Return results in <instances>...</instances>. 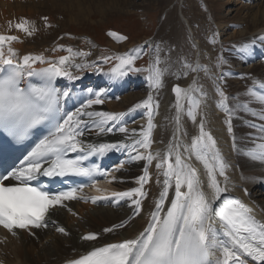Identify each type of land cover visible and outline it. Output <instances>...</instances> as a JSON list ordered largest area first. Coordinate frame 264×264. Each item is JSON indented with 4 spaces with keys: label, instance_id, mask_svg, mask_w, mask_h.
Listing matches in <instances>:
<instances>
[{
    "label": "snow or ice",
    "instance_id": "obj_1",
    "mask_svg": "<svg viewBox=\"0 0 264 264\" xmlns=\"http://www.w3.org/2000/svg\"><path fill=\"white\" fill-rule=\"evenodd\" d=\"M43 20L44 27H51L47 17H43ZM13 27L26 36H32L37 31L27 19L18 21L14 26L9 23L10 31ZM109 35L118 42L127 39L115 33ZM218 35L214 32L209 38L208 42L213 47L219 42ZM256 39L243 42L238 48L236 45L231 47L247 57L253 53ZM258 39L264 43V35ZM20 42L17 35L0 34V130L16 144H22L34 134L39 136L45 131L46 134L24 155L19 165L0 174V227L13 235L17 234L14 230H26L29 235L35 236L37 233L34 230L48 229L51 225L57 233L68 237L69 232L62 226H56L50 214L61 208L71 212L66 202L76 200L94 205L100 202L117 205L128 202L132 208L129 219H135L143 211L147 198L145 185L152 180L149 167L155 160L158 173L156 183L161 186V191L149 212L146 227L135 238L93 246L87 253L69 260L68 264H264V222L256 219L253 209L241 199L229 195L232 190V178L229 175L232 166L206 126L207 115L201 109L208 94L197 78L188 88L178 84L173 86L176 112L172 139L163 156L160 152L150 151L154 118L159 109V101L154 99L152 92L158 93L163 88L164 77L168 74L180 79L203 72L207 77L210 70L206 65L200 64L198 59L193 64L179 55L173 62L172 46H168L166 55L162 57L161 53L165 49L161 43L152 40L145 41L144 45L134 47L125 54L102 57L103 64L115 60L109 71L103 73L114 81L123 80L130 73H146L145 80L150 93L130 111L144 110L147 126H141L139 132L136 129L129 132L124 122L125 113L87 111L93 105L105 103L106 89L97 91L87 88L89 98L80 107L71 112L63 111L62 102L70 98L71 92L62 81L79 80L80 74L89 70L102 72V67L87 63L90 52L61 46L59 50L66 51L68 55L54 60L42 53L21 55L13 47V44ZM191 48L197 51L199 57L197 45L192 43ZM149 50V65L136 67L137 60L148 55ZM78 59L81 62L77 63ZM172 63L180 64V74L170 72ZM224 63L227 61L221 55L217 58L216 67ZM218 79L223 81L224 74L221 73ZM214 90L219 97L216 108L225 115L224 124L232 140V150L243 154L251 162L264 165V135L253 137L254 143L256 140L260 142L244 150L239 149L234 135V114L237 110L246 111L248 104H243L239 109L229 107L230 97L226 95L223 85L217 84ZM247 95L252 101L264 105V82L253 80ZM252 114L255 115V112ZM184 115L198 129V134L191 138L190 144L183 142V137L187 136L186 132H182L181 119ZM259 119L264 120V115L259 116ZM250 127L264 134V125L252 124ZM91 132L98 136L119 132L125 134V140H132V143L86 142L83 137ZM113 151L125 152L128 159L120 161L118 167L113 169H105L90 162L92 157L102 158ZM134 161L145 162L143 174L135 180L137 187L108 193L98 186L101 179L108 184L119 182L113 172ZM194 162L202 166L205 179L201 178L200 169ZM40 176L87 178L88 183L53 192L46 185L35 186L32 183ZM160 176L163 177L162 181ZM252 179L264 183V177ZM85 187L94 189L99 195L79 196L78 193L83 192ZM244 192L248 195L247 189ZM126 226L122 222L103 231L111 233ZM98 239L97 233L81 236L85 242Z\"/></svg>",
    "mask_w": 264,
    "mask_h": 264
},
{
    "label": "bare ground",
    "instance_id": "obj_2",
    "mask_svg": "<svg viewBox=\"0 0 264 264\" xmlns=\"http://www.w3.org/2000/svg\"><path fill=\"white\" fill-rule=\"evenodd\" d=\"M142 1L143 0H141L140 5H137L139 1L135 2V0H67V2L65 3L62 2L61 0H0V34L17 35L20 41L22 42L13 44V47L21 55H25L29 53L31 54H41L42 53L46 57H49L55 60V59H58L60 56L68 55L66 51L59 50V48L63 46V48L65 49L70 47L74 51L90 52L91 55L87 57V63L96 64L98 60V56H99V50L98 48H94L95 46L92 45L93 43L90 44V41L84 37L81 39L80 38L74 39L72 37L71 38H68V37L61 38V35L57 34V32L56 33L51 32L52 34L50 33L49 36H46L43 34V26H42L41 20L36 21V23L30 20V23L34 24L35 27L37 28V31L32 36H26L24 33L16 31L14 27L10 31L9 23H11L14 26L18 21L22 19L23 16H35L37 14L41 15L45 12L50 13V11L55 13V10L57 9V12L60 11L61 14L66 11H70L72 13L75 12L73 16L76 17V18L75 17L73 18L70 15L65 16V19L61 23H58L59 26H64L65 24H69L67 21L68 18L70 19L73 18L69 20L70 21L75 20L77 21V24L78 23L81 24L84 19H87L85 18V16L90 17V18H92L94 15L105 17L112 13H120V12L128 13V11L130 12L135 9H142V11L143 10L145 11L150 6H156L159 8L160 4L163 5V3H166V2H168L169 4L171 0H148V2H145V1L142 2ZM263 1L264 0L259 1L262 5L258 4L257 10L255 9L256 11L253 10V7H251V5H249L248 7H244L245 10H250V12L246 14L245 18L241 20L238 19L242 21L241 24H243L244 27L242 30H240L239 32L235 34L234 39L236 38L237 40L241 39L243 43V42H251L249 39L245 40L246 36H252L253 37L252 40L254 38H257L255 42L257 48L253 49V53L250 56H247V57L243 56L241 53H239L236 50V48L233 49V52H232L233 56L230 55L232 56L231 58L233 60V62H231L232 64L229 65L230 68L231 67H236V68L244 67L247 64L249 65L252 64L250 69L249 67L246 69L245 68L240 69L243 76L251 77V75L255 74L257 71H262V73H264V62L257 64L256 59H255L261 54L260 51L264 49V43H262L258 39V37H260L261 35H256V36L253 35L257 31L264 30V3ZM144 2L146 5H144ZM59 22H60V19H59ZM183 24L184 25L179 23V25H175V34H176L175 36H173L170 33L171 35L166 36L165 40L163 41L161 40V42L159 40L160 43L165 41L164 43H162V47L165 49V51L161 53L162 57L166 55L168 46L173 47L174 51L171 53V58L173 62L176 61L178 55L180 57H184L185 53L188 52L187 47H184V43L186 42V32H184L183 28L184 27L185 29L188 27L190 28V26L186 21ZM67 26L68 25H66V27ZM163 26H164V23H163ZM220 26L224 28V26H227V25L225 24L223 25V21H222ZM187 35L191 36L192 34L190 31H188ZM160 36H162L161 33H160ZM163 37H160V38H163ZM159 42L158 40H156V43H159ZM199 44L201 45L200 42ZM202 45L205 47L206 43L202 42ZM91 46H93V48ZM111 47L114 48L113 46ZM53 49H57V50L53 51ZM193 59H195V62L193 64L196 63L197 59L199 60L197 56H194ZM202 60L203 59L200 60L201 62L200 64L206 65L207 67L211 66L210 64H208V62H204ZM76 62L79 63L81 62V60L78 59ZM41 66L42 65H36V67H41ZM161 66L163 67V65ZM209 70L210 71H209L208 76L206 77L205 75L201 74V78L195 73L189 74L186 77L182 76V78L180 79H177L176 75L168 74L164 77L163 88L160 89L158 93L152 92L154 99L159 101V104H161L162 102L165 103V100L168 99L167 108L165 110L162 109L161 110L162 112L159 114L160 116L161 115L162 116L160 118V122H158L159 125L157 124L158 127L156 128V125H155V129L157 130L153 134V142L157 143L158 145L162 144L163 146V145H168V142L172 139L173 131L175 129L174 117H175V112H176L174 108L175 95L172 92L173 86L178 84L182 88H188L192 84L193 79L197 78L198 83L203 85V90L207 92L208 94L207 100L205 101V105H203L201 109L207 115V125L206 126L208 129L211 130L213 136L216 138L221 152L223 154L225 153V156H224L225 159L230 164L231 162H233V164L236 165V167L238 166L237 173H236L238 176V182L240 183V187L243 190L247 189V192H248V195L246 196L244 195L246 197L245 199V197L241 195V191L233 188V185L231 183L230 187L232 188V190L230 191L229 195L231 196H233L232 194L237 195L239 199H241L249 207H252V208L256 207V210L253 208V214L255 215L256 219L258 218L259 220L264 222V200L262 199V197H264V189H261L264 183L255 182L252 179L253 177H264V167L260 169L257 168L256 167L257 164L255 162H251L243 154H238L237 152H234L232 150L231 148L232 143L230 142L231 138L229 137L230 139H228L229 135L227 133L226 126L223 121L224 118L222 119L219 115L216 114L218 112V109L216 108V102L218 100L216 98V94H213V92H215L214 90L215 86L213 83V80H215L214 79L215 75H214V70H212L211 68H209ZM181 71L182 70H181V66L179 63H172L171 70H170L171 73L180 74ZM80 75H81V79L79 80L87 79V78H94V80H97V83H99L100 81L101 83H103L104 80L106 81V78L103 77L102 73L93 72L91 70L85 71L84 73H81ZM132 78L133 79H130L128 81V83L131 85L130 87H127L130 90L129 93H127L124 96L119 97V99H116V98L112 99L111 97H106L104 104L93 105V107L90 109H87V111H106V112H115V113L123 112L127 114V112L133 109L135 104L146 99L150 93V89L147 88L148 85L146 89L144 88L145 90L136 92V90L140 87V85L146 86L147 82L146 80L144 81L143 78H140V77H132ZM112 81L113 83H115L114 80ZM67 82L69 81L67 80L62 81V83L65 85ZM113 93H114V89L108 92L107 94L111 95ZM86 94H89V93L86 91ZM237 94L241 95V93H237ZM83 97L84 96H82V99ZM239 98H242V100H245V101H249L251 103V107L258 108L256 109L257 111H261L259 109H262V110L264 109V105H261L257 102L254 103L250 96L248 97V96L243 95ZM236 102H235V105H237ZM244 102L242 101L243 104ZM235 105L229 106V107H234L238 109V107ZM78 107L80 106L75 105L73 111H75V109ZM185 107H187V104L185 105ZM253 108L252 110H254ZM261 112L264 113V111H261ZM244 113L246 114L247 112L242 111V110H237L234 114V118L235 116L236 117L239 115L242 116ZM223 114L224 113H222L221 115L223 116ZM244 117L245 116L241 118H244ZM241 118H239V120ZM83 119L87 120L88 118L84 117ZM168 119H169V122H168ZM252 120L255 121L256 119L255 120L252 119ZM257 120L255 122H257ZM198 121H199V117H198ZM155 123H156V120H155ZM181 124H182V132L187 133V136L183 137V142L185 144H190L191 138L198 134V129L195 125L192 124L191 120H189L186 115L182 117ZM261 124L264 125V123H261ZM167 125L170 130L169 131L166 130L165 132V128L168 129V127H166ZM128 129H129V132H131L133 129H136L137 132H139V130L141 129V126H134ZM233 129H234V135L236 136L237 145L241 147L247 146V147L253 148L255 147V143L260 142L259 140H257L254 143L253 139L251 140V137H255V136L260 137L262 134H260L259 132V134L255 135V133H253L254 131L252 130V128H250V126L249 127L242 126L241 124L235 123L234 121ZM240 137H244L246 138V140L242 141ZM83 139L86 142H92V143H113L115 141L119 142L121 140H125V134L114 132V133L101 134L98 136L95 134V132H91V133H87L85 137H83ZM126 141H129V143H132V140H126ZM228 141L231 147L229 146ZM245 142H248L249 144ZM158 152H160V150ZM144 163H145L144 161H134L131 163H127L126 167H124L122 171L120 170V172L117 175V181L119 182L114 183V186L117 188L118 191H122V190L125 191L133 186L134 178L136 179L138 176L143 174ZM194 163H196V165H199L197 162H194ZM155 164H156V161L154 160L152 162V165L149 167V173H152V177L154 179L145 185V191L147 193V198L144 200L143 211L141 213V216H138L135 219L130 220L129 218L132 215V208H130L128 204L127 205L122 204L123 206H121V209L118 208L116 210L114 209V205H112L110 209H106V208L94 209L95 210L94 214L91 213L86 218V221H87L86 225L88 226V230L86 232L83 231V235L89 232H96V233H99V239L93 242H85L81 240V236H82L81 234L77 235L69 230V232L71 233L69 236L71 238L69 241V245H68L69 249H65L64 248L65 246H63V244L60 245L59 238L57 239L55 237L56 240L54 241L52 240L53 242H51V244H53L52 247L54 246V250L56 251V255L58 258L48 259L47 261H43L42 264H61L71 259H74L76 257H79L81 254L88 252L89 250L93 248V246L98 247V246H102L107 243L118 242L120 240L127 239V238H135L143 230V228L146 227L147 221L149 219V212L154 207V203L157 200V198H155L154 195H157V193L160 192L159 188L161 186L157 185L156 183L158 173L155 168ZM200 172H201V178L205 179L203 175L202 166L200 168ZM234 172L235 171H233L232 169L229 172V175L232 178V181L235 180L234 175L236 174ZM242 176L247 177L248 179L246 180L242 179L241 178ZM159 178L162 181L163 179L162 176H160ZM257 184L259 186V189L255 188V190L253 189L250 190L252 185L253 186L255 185L256 187ZM107 185L108 183L104 182L102 184H99L98 186L101 187L102 189H105L108 192L110 188ZM152 189H154L153 192H152ZM79 196L89 197V194H79ZM66 203L68 204V207L71 208L72 210L71 212H69L67 209L61 208L58 210H53L52 213L50 214V218L51 220H54L56 222V226H62L65 228L66 223L68 222L69 218H73L74 216H76L77 213L79 212L81 213L82 209H87L88 207L86 203H81V201H77V200L69 201ZM73 213H75V215H73ZM122 222L126 223L127 226L124 228H119L116 231L111 232V233H105L104 231L103 233L101 232V229L104 230L105 228H111L114 225L121 224ZM40 232L42 233L40 237L44 241L51 240V238L57 233L55 231V227L51 225L48 229L40 230ZM16 233H17L16 238H10L11 233H9L6 229H5V232L2 229H0V264H28L29 263L25 259H23V262L20 263L17 260V257L14 258L13 256H9L3 252V250L9 251L11 244L14 243L15 240H18L21 238V233L20 232L19 233L16 232ZM3 242H5V246H6L4 248L2 247Z\"/></svg>",
    "mask_w": 264,
    "mask_h": 264
},
{
    "label": "rangeland",
    "instance_id": "obj_3",
    "mask_svg": "<svg viewBox=\"0 0 264 264\" xmlns=\"http://www.w3.org/2000/svg\"><path fill=\"white\" fill-rule=\"evenodd\" d=\"M61 1L64 3L67 2V0H65V1L61 0ZM143 1L148 2V0H143ZM259 1L260 0H171L169 4H168V2L163 3V5L160 4L159 8L156 6H150L149 8L146 9L147 11L146 10L142 11V9H135V10L130 11L131 13L129 11H128V13H121V12L120 13H112V14H109L105 17L99 16V15H94L92 18H90V17L85 16V18H87V19H84L85 21L83 20V22L81 24L80 23L77 24V21H75V20L70 21L71 19H73L75 17V16H73V14H75V12L72 13L70 11H66V12H63L61 14L60 11L57 12V9L55 10V13L50 11V13L45 12L46 14L45 13H43L41 15L37 14L38 16L37 15H35V16H23L22 19H27L29 22L31 20L32 22H35V23H36V21L41 20V23L43 26V34L46 36H49L51 32L52 33L57 32V34H60L61 37H65V38H67V37L71 38L72 37L74 39H76V38L81 39L84 37V38L88 39L90 41V44L93 43L92 45L95 46L94 48H98V50H99V56H98V60H97L96 65L102 67V72H101L102 74L108 72L109 69L115 64V60L109 61L108 64H103L102 59H101L102 57L115 56L118 54H120V55L125 54V53L129 52L131 49H133L134 47L144 45L145 41H147V40H152L155 42H156V40H158V42L160 40V42H161V40L162 41L165 40L166 36H169L171 34L173 36H175L176 35L175 34V25H179V23L184 25L183 23L186 21L189 24L190 28L189 27L186 29H185V27L183 28L184 32H186V42L184 43V47H187V49H188V52L185 53L184 57H186L189 62L194 63L195 59H193V57L197 56V51L195 49L191 48V45H192V43H195L196 45H198L197 47L199 49V57L198 56L197 57L199 58V63H201L200 60L203 59L202 61L208 62V64L211 65L208 68H211L212 70H214V75H215V78H214L215 80H213L214 86H216L217 84L224 85L223 87H224L225 93H226V95H228L230 97V99L228 101L229 106H234L235 102L237 101L236 102L237 105H235V106H237L239 109L240 107L238 105L243 104L242 101L243 102L245 101L239 97H241L243 95L248 96L247 95V89L249 87H251L250 78L254 75L260 79H263V82H264V73H262V71H257L255 74L251 75V77L250 76H243L240 69L241 68L246 69L248 67L250 69L252 64H250V65L247 64L244 67H238V68H236V67L230 68L229 67V65L232 64L231 62H233L231 57L233 56V53H232L233 49H235V48H232L231 46L236 45L237 47H239L240 44H242L241 39L237 40V38L236 39H234V38H235V34L237 32H239L240 30H242L244 27V25L241 24L242 21H240V20L245 18L246 14L250 12V10H245L244 7H248L249 5H251V7H253V10L256 11L258 4L262 5ZM135 2H138L137 5H140L141 0H135ZM145 2H144V5H146ZM59 15H61V16H59ZM69 15L73 17L71 19L70 18L67 19L69 24H65L64 26H59L58 23H61L65 19V16H69ZM43 17L48 18L47 22L49 25H51V27H47V28L44 27ZM59 19H60V22H59ZM238 19H240V20H238ZM222 21H223V25L224 24L227 25V26H224V28L222 26H220ZM163 23H164V26H163ZM66 25H68V26L66 27ZM172 27H173V29H172ZM159 30H160V32H159ZM188 31L191 32V34H192L191 36L187 35ZM214 32L219 34L218 35L219 42L215 45V47H213V45L208 42L209 38L211 37V35ZM109 33H115L119 37H127V39L126 40L121 39L118 42L117 39L110 36ZM160 33L162 34V36H160ZM253 35H255V36L256 35H264V30L257 31ZM160 37H163V38H160ZM252 38H253L252 36H246L245 40L249 39L250 41H252ZM164 42H162V43H164ZM199 42L201 43V45L199 44ZM202 42L206 43L205 47L202 45ZM93 46H91V47L93 48ZM111 46H113L115 49L112 48ZM254 48H257L256 43H255ZM221 55L225 58L227 63L222 64L220 67H216L217 58ZM230 55H232V56H230ZM150 56H151V50H149L148 55H144L141 59L137 60L136 67H147L149 65V62H150ZM230 60H232V61H230ZM263 62H264V60L258 61L257 64H260ZM221 73H223L225 76V79L223 81H220L218 79ZM201 74L205 75L203 72L199 73L198 76H200V78H201ZM145 76H146V73H137V74H131L130 73L129 74V77H140V78H143L144 81H145ZM240 76H243L245 78L241 79V78H239ZM110 82L113 83L112 80ZM147 85L148 84H146V86L140 85V87L136 90V92H140V91L145 90ZM147 88H149V87H147ZM237 90H238V92H237ZM237 93H241V95H239ZM213 94H215V92H213ZM216 98H217V100L219 99V97H217V96H216ZM238 101H240L241 103ZM162 103L159 104L160 106L158 109V115H156L154 118V124L156 125V128L158 127V125H159L158 122H160V118L162 116V115L161 116L159 115L162 112L161 110L162 109L165 110L168 106V99L165 100V103H163V104ZM245 103L248 104V108L246 110L247 113L246 114L244 113L242 116L239 115L240 117L237 116L238 118L235 116V118H233V123L235 121V123L241 124L242 126H248V127L252 124L263 125L261 123H264V120L259 119V116L264 115V113L261 112V111H264V109L263 110L259 109L261 111H257L256 109H258V108L251 107V103L249 101H245L244 104ZM252 108L254 110H252ZM159 110H160V112H159ZM219 112L220 111L218 110V112L216 114L219 115L222 119L223 118L225 119V117H223L225 115L224 114H223V116L221 115L223 112L221 111L222 112V113L220 112L221 114ZM253 112H255V115L252 114ZM248 113H249V115H248ZM243 116H245V117L241 118ZM251 116H253V117H251ZM239 118H241V119L239 120ZM224 119H223V121H224ZM252 119H254V120L258 119V120H257V122H255L256 120L253 121ZM155 120H156V123H155ZM168 122H169V119H168ZM134 126H147L146 116L143 115V116L139 117L138 119H136L134 124L129 128H132ZM166 127H168V125ZM250 128H252V127H250ZM156 130L157 129L154 128L153 134H154V132H156ZM166 130L169 131L170 130L169 127H168V129L165 128V132H166ZM252 130L254 131L253 128H252ZM253 133H255V135L259 134L257 132H253ZM260 134H262V133H260ZM255 137H258V136H255ZM243 138L244 137H240V139L242 141H245L246 138H244V139ZM152 139H153V135H152ZM228 139H230L229 136H228ZM249 139H250V137H249ZM252 139H253V137H251V140ZM229 141H228V144H229ZM230 142L232 143V140ZM245 143L249 144L248 142H245ZM229 146H230V144H229ZM238 147L242 150L251 149L250 147H247V146L241 147L238 145ZM166 148H167V145L162 146V144L158 145L157 143L153 142V145H152V148L150 149V151L155 153V152H158L160 150L161 156H163L164 152L166 151ZM223 155L225 156V153ZM256 164H257L256 167L259 169L264 167V165H262L260 163H256ZM230 165L232 166L231 169L233 171H235L234 173L236 174L238 166L236 167V165H234L233 162H231ZM196 166L199 169L201 168L200 165H196ZM238 173H239V171H238ZM150 175L152 177V173H150ZM234 178H235V180L232 181L233 188L241 191V195L244 196L245 193L243 192L244 190L240 187V183L238 182L237 174L234 175ZM153 179L154 178L152 177V180ZM135 180L136 179L134 178V184H133L134 187L132 186L128 190L133 189V188L138 186L135 183ZM107 186H109V185H107ZM263 186H264V184H263ZM114 187L115 186L112 185L113 190H111V188L109 186L110 189H109L108 193H111L112 191H115V190L118 191L117 188L116 187L114 188ZM255 188H258V186L255 187V185L254 186L252 185L250 190H252V189L255 190ZM153 191H154V189H152V192ZM159 191H161V187L159 188ZM235 191H234V193H235ZM159 194H160V192L157 193V195H154V197L158 199ZM245 199H246V197H245ZM262 199L264 200V197H262ZM81 203H83V202H81ZM86 204L88 206L87 209H82L81 213L79 212L73 218L68 219V222L66 223V226H65V229L68 232L70 230L71 232H73L77 235L78 234L83 235V231L86 232L88 230V226L86 225L87 224L86 218L91 213L94 214V212H95L94 209H100V208H104V207H106V209L111 208V206H104L103 204H101L103 207L100 204H99V206H97V205H94L90 202H88ZM127 204H128V202H125V204H123V205H127ZM123 205H121V206H123ZM121 206H120V209H121ZM253 208L256 210V207H253ZM0 229H2L5 232L4 228L1 227ZM101 232L103 233V229H101ZM36 233L38 236L37 235L33 236V235H29V234L25 235L24 233H21V238L18 240H15V242L11 244L9 251L3 250V252L9 256H13L14 258L17 257V260L20 263H22L23 259H25L29 262L28 264H31V263L32 264H34V263L35 264L36 263L42 264L43 261H47L48 259L58 258L56 255V251L54 250V246L52 247L53 244H51V242L56 240V238L57 239L59 238L60 245L63 244V246H65L64 247L65 249H69L68 245H69V241L71 239L69 237L70 235L68 237H64L61 234L56 233L55 234L56 236L54 235L52 237L53 239L51 238V240L44 241L40 237L42 234L40 232V230L36 231ZM91 233H96V232H91ZM69 234H71V233L69 232ZM97 234L99 235V233H97ZM2 247L3 248L6 247L5 242H3ZM53 255H55V256H53ZM39 257H41V258H39Z\"/></svg>",
    "mask_w": 264,
    "mask_h": 264
}]
</instances>
